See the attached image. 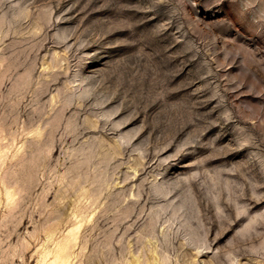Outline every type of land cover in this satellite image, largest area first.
I'll list each match as a JSON object with an SVG mask.
<instances>
[{"label":"rangeland","instance_id":"374dc122","mask_svg":"<svg viewBox=\"0 0 264 264\" xmlns=\"http://www.w3.org/2000/svg\"><path fill=\"white\" fill-rule=\"evenodd\" d=\"M0 264H264V0H0Z\"/></svg>","mask_w":264,"mask_h":264}]
</instances>
